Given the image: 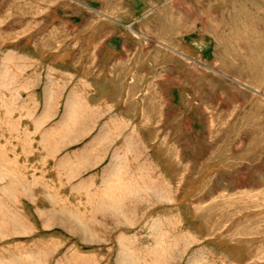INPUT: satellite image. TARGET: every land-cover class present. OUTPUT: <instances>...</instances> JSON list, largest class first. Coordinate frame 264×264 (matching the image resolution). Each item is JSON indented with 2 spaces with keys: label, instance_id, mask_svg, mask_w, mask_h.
Masks as SVG:
<instances>
[{
  "label": "rangeland",
  "instance_id": "1",
  "mask_svg": "<svg viewBox=\"0 0 264 264\" xmlns=\"http://www.w3.org/2000/svg\"><path fill=\"white\" fill-rule=\"evenodd\" d=\"M0 264H264V0H0Z\"/></svg>",
  "mask_w": 264,
  "mask_h": 264
}]
</instances>
